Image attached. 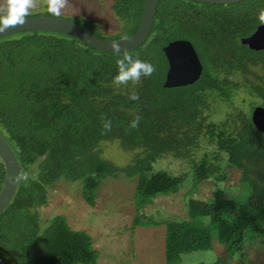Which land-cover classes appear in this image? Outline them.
<instances>
[{
    "label": "trees",
    "instance_id": "obj_1",
    "mask_svg": "<svg viewBox=\"0 0 264 264\" xmlns=\"http://www.w3.org/2000/svg\"><path fill=\"white\" fill-rule=\"evenodd\" d=\"M117 1L126 4H115L113 9L123 26L129 24L125 35L129 36L136 30L143 0ZM164 4L178 12L163 11ZM262 9L264 0L223 5L160 0L147 40L129 51L156 71L138 85L130 82L119 88L112 80L123 53L102 52L56 32L23 31L0 37V136L18 161L20 177L38 161L37 173L19 178L0 212V264H21L15 257L21 240L31 247V264H102L88 235L69 228L61 216L39 225L36 209L43 205L47 188L59 179L80 178L83 202L94 204L100 177L118 170L99 155L97 145L102 141L115 140L124 151L135 152L123 170L137 177L138 209L151 205L157 195L176 192L185 178L186 173L154 168L165 155L191 161L193 183L225 178L221 172L225 156L230 166L241 170L247 195L257 199L255 205L241 202L215 188L211 203L196 210L200 217L208 216V224L201 220L192 224L189 219L164 222L166 264L181 262L182 254L211 248V226L232 257L241 254L246 235H264V133L254 128L251 114L234 105L245 89L243 97H248L241 101L247 100L250 110L264 108V49L252 50L241 42L261 24ZM42 15H49L47 9ZM67 19L79 23L74 17ZM78 19L89 22L90 31L102 38L124 37L121 32L102 34L93 21ZM179 38L192 43L202 73L193 83L167 88L162 47ZM133 93L139 99H130ZM255 96L260 101L249 99ZM220 103L225 106L224 119L210 120L213 113L221 112ZM137 116L139 124L133 128ZM107 121L110 131L104 128ZM203 144L211 148L203 149ZM4 179L0 160V188ZM143 217L136 214L132 226L142 223ZM9 223L24 225L18 242L6 238Z\"/></svg>",
    "mask_w": 264,
    "mask_h": 264
},
{
    "label": "rangeland",
    "instance_id": "obj_2",
    "mask_svg": "<svg viewBox=\"0 0 264 264\" xmlns=\"http://www.w3.org/2000/svg\"><path fill=\"white\" fill-rule=\"evenodd\" d=\"M117 3V0H69L68 6L63 9L59 17H66L64 19L74 17L85 28L92 30L89 22L84 20L81 22L78 18L88 19L95 23L102 34L114 35L121 32L119 35L125 37L129 34L130 27L126 23L123 26L115 15L113 6ZM5 4L6 0H0V13L5 11ZM117 5L126 7L123 2ZM170 5L164 4L162 10L170 13L178 12L171 11ZM46 9L41 0L38 6L31 10L29 16L42 15ZM241 93L237 96L234 105L251 114L247 100L241 101V97L247 94V91L242 89ZM249 99L254 103L260 101L256 96ZM217 107L221 112L213 113L210 120L224 119L225 106L220 103ZM203 146H206L203 149L211 148L207 144ZM97 150L101 157L109 159L118 170H112L113 173L100 177L95 188L93 205L83 202L80 178L74 181L59 179L47 188L43 205L37 206L36 209L40 219L39 225L44 226L53 217L61 216L69 228L88 235L89 244L97 251L102 264H166L163 244L164 222L189 219V223L192 224L200 220L208 224V216L200 217L196 210L203 209L206 203H211L210 194L215 188L222 189L229 198L241 202L246 200L253 205L257 203L256 198L247 195V186L240 182L241 170L230 166L225 156L221 157V172L225 178L214 180L211 177L193 183L191 167H189L191 161L165 155L153 164L154 168H167L174 174L186 173V176L176 192L167 196L157 195L152 199L151 205L138 209L134 201L137 177L128 176L123 170V167H128L132 162L135 152L124 151L115 140L99 142ZM37 163L38 161L26 169L22 176L35 175ZM142 213L143 222L132 226L134 216ZM150 221H154L155 224H151ZM262 226L264 227V222ZM23 227L21 223H9L5 229L6 238L11 242H18L24 235ZM122 227L125 228L124 232L121 230ZM212 228L209 227L211 248L182 254L181 262L174 264H264V235L254 237L246 235L241 254L238 253L241 256L235 254L232 257L227 256L223 245L216 240L215 230ZM19 246L22 248L17 252L18 257H15L21 264H31L33 262L29 251L31 247L22 240Z\"/></svg>",
    "mask_w": 264,
    "mask_h": 264
},
{
    "label": "water",
    "instance_id": "obj_3",
    "mask_svg": "<svg viewBox=\"0 0 264 264\" xmlns=\"http://www.w3.org/2000/svg\"><path fill=\"white\" fill-rule=\"evenodd\" d=\"M160 0H143L140 8L139 21L136 30L129 36L107 39L97 36L92 31L80 26L79 23L60 17L50 15H31L23 26L9 29L0 33V37L23 31H48L71 36L81 43L106 53H117L112 48L113 43H119L121 52L131 51L141 46L148 38L154 14ZM200 3L223 5L240 2L242 0H193ZM241 42L245 43L252 50L264 49V24L257 25L254 33L242 37ZM162 53L166 60L164 87L183 86L196 81L202 71V65L198 59L192 43L188 39L179 38L168 42L162 47ZM251 121L255 129L264 133V108L256 106L251 110ZM0 160L4 164L5 179L0 188V212L5 208L11 198L17 181L20 176V167L13 152L0 136Z\"/></svg>",
    "mask_w": 264,
    "mask_h": 264
},
{
    "label": "clouds",
    "instance_id": "obj_4",
    "mask_svg": "<svg viewBox=\"0 0 264 264\" xmlns=\"http://www.w3.org/2000/svg\"><path fill=\"white\" fill-rule=\"evenodd\" d=\"M41 0H6L5 11L0 13V33L7 32L11 28L23 26L31 10L38 6ZM47 7L49 15L59 17L63 9L68 6L69 0H42ZM259 22L264 24V9L258 14ZM112 48L115 52H121L119 43H113ZM118 74L113 77L112 84L114 87L127 86L130 82L132 85H138L142 77H150L155 71V67L146 61L134 58L128 51H123L122 58L116 61ZM130 99H139L138 94L133 93ZM139 124L137 116L132 122L131 127L135 128ZM106 130H111V121L104 123ZM21 174V172H20ZM19 178H23L20 177ZM18 178V179H19Z\"/></svg>",
    "mask_w": 264,
    "mask_h": 264
}]
</instances>
